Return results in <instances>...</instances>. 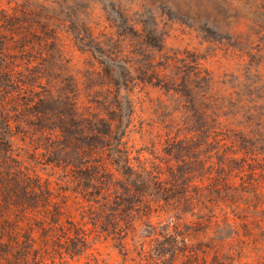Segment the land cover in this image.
<instances>
[{"label": "trees", "instance_id": "1", "mask_svg": "<svg viewBox=\"0 0 264 264\" xmlns=\"http://www.w3.org/2000/svg\"><path fill=\"white\" fill-rule=\"evenodd\" d=\"M169 1L176 14L188 20L187 27L201 36L206 3ZM256 1L249 3L243 19L228 23L225 33L234 43H228L229 37L224 43L225 55L236 58V64L254 80L239 75V92L233 90L226 98L237 110L222 112L223 107L218 106L220 109L206 111L203 119L207 126L201 128L210 152L222 155L223 161H237L238 167L249 174L257 168L264 169V40L263 44L259 41V36L264 37V24H257L255 17L264 21V8ZM235 4L231 1L227 7H236ZM0 6V264H68L82 257L86 259L84 264H108L89 253L91 233L118 243L123 259L117 264H248L249 256L240 252L251 243L239 238L240 222L224 216L221 198L218 196L214 205L205 206V202H212L210 191L196 187L195 192L183 189L185 192L177 201L178 193L171 194L169 177L164 178L161 170L130 156L123 146L125 129L121 126L106 122L107 129H98L99 115L82 112L78 101H74L75 114L69 115L74 125L65 123L68 115L38 112L35 117L41 121L42 129L33 131L47 140L42 145L30 137L21 125V111L11 90L22 86L30 89L31 85L33 91L34 86L45 81L48 94L55 99L69 65L66 68L63 64L66 54L62 46L57 55L53 51L44 54L40 45H46L47 39L36 42L41 33L47 32L56 40V18L33 14L27 7ZM84 28L92 34L90 27H83L82 32ZM222 32L220 27L219 34ZM138 39L143 43L142 37ZM254 46L257 53L251 54ZM164 47L162 41L161 48ZM18 48L22 51H12ZM28 52L34 56L28 64L13 61ZM94 66L92 70L98 75V66ZM107 74L110 78L116 74L112 65ZM107 83L108 90L114 89L116 99L131 102L128 95H119L120 83ZM210 90L219 92L214 87ZM213 97L212 94V100ZM27 144L32 146V152ZM55 148L60 154L72 149L74 157L52 158ZM183 200L212 210L210 214L200 211L190 219L193 233L209 227L217 232L225 227L228 233L209 241L190 242L176 216L178 207H174L175 202ZM235 242L239 243V250L231 247ZM252 264H264V255L252 257Z\"/></svg>", "mask_w": 264, "mask_h": 264}, {"label": "rangeland", "instance_id": "2", "mask_svg": "<svg viewBox=\"0 0 264 264\" xmlns=\"http://www.w3.org/2000/svg\"><path fill=\"white\" fill-rule=\"evenodd\" d=\"M202 1L206 3L205 15L201 16L205 30L200 36L187 27L188 20L176 14L169 0H0L1 5L27 7L33 14L56 18V40L47 32L41 33L36 42L47 39L46 45H40L44 54L53 51L57 55L62 46L66 54L63 64L66 68L69 65L55 99L48 94L45 81L34 86L33 91L31 85L30 89L22 86V89L11 91L19 104L21 125L35 142L43 145L47 140L41 133L33 131L42 129L41 121L35 117L38 112L56 111L68 115L65 123L74 125L69 115L75 114L73 102L78 101L82 112L99 115L98 129H107L106 122L125 129L123 146L130 156L134 161L139 159L146 166L161 170L164 178L169 177L168 182L173 188L171 194L178 193L177 201L182 192H195L196 187L210 191L212 202H205V206L214 205L219 196L220 205L225 209L224 216L240 222L239 238L251 243L240 253L248 255L247 262L252 264V257L264 255V169L257 168L249 174L238 167L237 161H223L222 155L215 156L210 152L211 147L205 144L206 137L201 128L207 126L203 119L206 111L220 109L218 106L223 107L222 112L237 110L226 98L233 90L239 92V75L254 80L253 75L236 64V58L225 55L224 49L225 39L229 37L225 33L228 23L246 16L247 6L254 0ZM231 1L236 7H227ZM256 3L264 8V2L257 0ZM255 17L257 24H264L261 17ZM83 27H90L93 35L85 28L82 32ZM220 27H223L222 34H219ZM138 36L143 38V43ZM263 40L264 37L259 36L262 44ZM227 41L234 43L231 37ZM250 53H257L255 46ZM33 57L28 52L13 61L28 64ZM93 63L98 66V75L92 70ZM109 65L116 73L112 78L107 74ZM123 81L128 83L123 84ZM107 82L120 83L119 95H128L131 102L127 104L125 100L116 99L114 89L108 90L110 84ZM212 87L218 88L219 92H211ZM38 97L41 100L38 101ZM27 146L32 152V146ZM58 155L74 157V151L65 149L62 154L56 148L51 151L52 158L58 159ZM174 205L178 207L176 216L184 236L190 242L209 241L228 233L225 227L220 232L209 227L193 233L190 219L200 211L210 214L212 210H203L202 206L187 200ZM214 215L219 214L215 211ZM89 240V253L100 262L117 264L122 261L116 241L93 233ZM231 247L234 250L240 248L237 242ZM85 261L82 257L68 264H84Z\"/></svg>", "mask_w": 264, "mask_h": 264}]
</instances>
